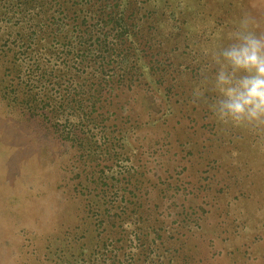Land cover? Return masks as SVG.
<instances>
[{
    "label": "trees",
    "instance_id": "1",
    "mask_svg": "<svg viewBox=\"0 0 264 264\" xmlns=\"http://www.w3.org/2000/svg\"><path fill=\"white\" fill-rule=\"evenodd\" d=\"M183 8L156 0H0V98L69 146L68 176L58 187L81 212L63 230L55 211L43 229L25 230L21 264H211L202 251L213 238L233 241L252 229V219L231 218L229 209L264 199V152L246 161L240 149L207 139L228 149L247 178L229 173L216 187L205 173L220 168L217 159L195 172L196 155L177 133L176 117L190 116L201 79L193 67L202 62ZM257 225L255 237L264 233ZM255 237L240 249L245 260L228 264L256 256Z\"/></svg>",
    "mask_w": 264,
    "mask_h": 264
},
{
    "label": "rangeland",
    "instance_id": "2",
    "mask_svg": "<svg viewBox=\"0 0 264 264\" xmlns=\"http://www.w3.org/2000/svg\"><path fill=\"white\" fill-rule=\"evenodd\" d=\"M156 1L158 5L172 3L176 6L178 2L183 4L184 8L180 16L190 35L192 32L190 40L197 47L199 53L196 54L199 55L202 46L211 44L213 38L226 30L230 21L238 17V10L241 9V13L247 11L258 20L261 19V15L264 18V8L262 10L259 9L260 7L253 8L250 3L242 4V8L241 0ZM150 4L148 7H153ZM254 4L259 5V1ZM203 29L207 30L205 34ZM199 63L202 62L199 61ZM197 67L196 65L193 68L200 73V68L197 69ZM189 105L188 115L190 116L178 115L176 121H178L177 133L182 137L181 139L188 141V145L196 156L201 153V157L204 158L200 163L201 160L196 159L195 156L194 171L196 172V168H202L201 165L208 162L210 158H216L215 164H220L218 166L220 168L211 170L212 173H205L216 187L223 184L224 177L229 176V173L238 174L236 176L239 177L238 180L246 182L247 178H243L245 171L241 168L242 164L239 165L236 159H231L227 153H229L228 149L231 152L237 148L245 156L246 161L249 156H253V152L256 156L260 149L253 146V138L243 130L217 124L211 119L207 108L201 103L194 102V99ZM209 138L210 141L222 142V145L227 143L229 148L221 152L215 144L210 146V142L207 141ZM71 158L72 151L66 143L59 141L37 122L29 120L18 111L8 109L0 98V241L7 244L8 239L5 237H14L20 241L28 238L25 230L32 231L40 227L43 229V225L49 222L55 212L56 226L59 230L78 222V215L81 213L78 203L67 196L65 187H58V182L68 176L67 169L70 167ZM262 158L259 159L262 161ZM226 179L228 180L229 177ZM233 182L235 181L232 178L230 183L225 182V184L232 186ZM237 188L243 189V187ZM232 205L229 209L231 218L237 216L248 221L252 219V222H249L252 224V229L258 221L264 224V199L256 204L245 201L241 204L232 203ZM259 206L262 207V214L257 212L256 207ZM45 211H47V219L46 222H42L41 216ZM253 214L256 215L255 220L252 217ZM227 217L230 218V216ZM213 220L212 218L210 220L212 225ZM252 229L247 228L233 241L213 238L214 241L208 245V251H202V253H205L211 264H228L233 263L234 260L242 262L246 255L240 249L250 246L244 243L247 239H254ZM256 242H252V255L256 256H252L246 264H262L264 233L259 232ZM17 247L20 248L18 245Z\"/></svg>",
    "mask_w": 264,
    "mask_h": 264
},
{
    "label": "clouds",
    "instance_id": "3",
    "mask_svg": "<svg viewBox=\"0 0 264 264\" xmlns=\"http://www.w3.org/2000/svg\"><path fill=\"white\" fill-rule=\"evenodd\" d=\"M264 8V0L253 8ZM201 79L194 102L203 104L217 124L243 130L264 152V20L245 11L226 30L201 47ZM47 211L41 216L46 222ZM0 241V264H21L20 240Z\"/></svg>",
    "mask_w": 264,
    "mask_h": 264
}]
</instances>
